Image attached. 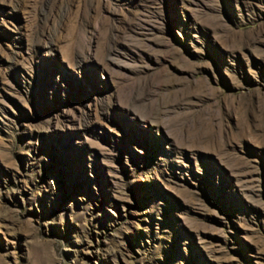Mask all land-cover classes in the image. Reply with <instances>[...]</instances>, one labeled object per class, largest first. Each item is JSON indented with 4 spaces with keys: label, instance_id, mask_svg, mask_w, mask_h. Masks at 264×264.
<instances>
[{
    "label": "rangeland",
    "instance_id": "obj_1",
    "mask_svg": "<svg viewBox=\"0 0 264 264\" xmlns=\"http://www.w3.org/2000/svg\"><path fill=\"white\" fill-rule=\"evenodd\" d=\"M0 264H264V0H0Z\"/></svg>",
    "mask_w": 264,
    "mask_h": 264
}]
</instances>
